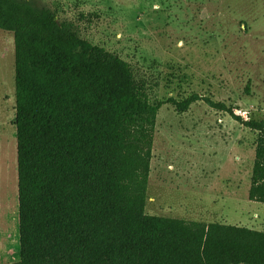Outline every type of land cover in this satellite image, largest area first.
<instances>
[{
    "label": "trees",
    "instance_id": "trees-1",
    "mask_svg": "<svg viewBox=\"0 0 264 264\" xmlns=\"http://www.w3.org/2000/svg\"><path fill=\"white\" fill-rule=\"evenodd\" d=\"M14 38L19 261L264 264V232L146 214L156 121L197 103L257 134L249 201L264 205V120L194 94L150 100L131 66L27 2L0 0Z\"/></svg>",
    "mask_w": 264,
    "mask_h": 264
},
{
    "label": "rangeland",
    "instance_id": "rangeland-1",
    "mask_svg": "<svg viewBox=\"0 0 264 264\" xmlns=\"http://www.w3.org/2000/svg\"><path fill=\"white\" fill-rule=\"evenodd\" d=\"M127 62L153 102L197 94L264 120V0H18ZM14 38L0 30V264L19 261ZM257 134L204 103L157 116L146 214L264 232Z\"/></svg>",
    "mask_w": 264,
    "mask_h": 264
},
{
    "label": "crops",
    "instance_id": "crops-1",
    "mask_svg": "<svg viewBox=\"0 0 264 264\" xmlns=\"http://www.w3.org/2000/svg\"><path fill=\"white\" fill-rule=\"evenodd\" d=\"M196 222H203V220H197Z\"/></svg>",
    "mask_w": 264,
    "mask_h": 264
}]
</instances>
